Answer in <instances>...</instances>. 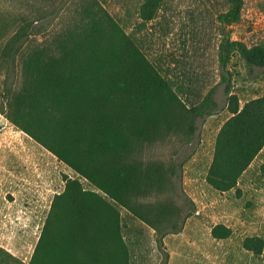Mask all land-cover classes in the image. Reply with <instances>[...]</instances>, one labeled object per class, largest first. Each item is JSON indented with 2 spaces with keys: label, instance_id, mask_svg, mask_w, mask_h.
<instances>
[{
  "label": "trees",
  "instance_id": "16d2710c",
  "mask_svg": "<svg viewBox=\"0 0 264 264\" xmlns=\"http://www.w3.org/2000/svg\"><path fill=\"white\" fill-rule=\"evenodd\" d=\"M164 1L142 0L130 34L128 14V19L117 20L101 2L88 0L75 10V21L65 33L47 42L35 40L59 17L55 9L16 23L2 44L0 61L6 74L0 113L90 186L65 180L63 192L51 202L29 264H126L118 208L152 224V211L135 204L162 179L168 181L170 193L180 180L175 167L162 173L159 165L144 166L139 160L142 145L172 130L191 137L196 121L212 115L215 103L211 91L200 102L182 100V85L142 51L138 36L157 18ZM222 1L226 9L218 21L227 28L240 20L243 1ZM236 57L264 76V46L224 38L218 51L220 68L226 69ZM225 94L230 117L218 131L206 177L220 193L236 187L264 147V96L240 107L228 88ZM168 214L160 209L156 216L167 220ZM179 229L178 224L169 225L158 234V243ZM212 236L226 237L217 228ZM244 247L262 253L260 241L253 245L247 240ZM0 253L22 264L1 248Z\"/></svg>",
  "mask_w": 264,
  "mask_h": 264
},
{
  "label": "rangeland",
  "instance_id": "374dc122",
  "mask_svg": "<svg viewBox=\"0 0 264 264\" xmlns=\"http://www.w3.org/2000/svg\"><path fill=\"white\" fill-rule=\"evenodd\" d=\"M87 1L0 0V54L16 23L59 9L55 22L35 36L38 43L47 42L71 27L75 10ZM98 1L117 20L130 17L132 24L126 31L132 33L142 0ZM242 1L240 20L224 28L218 21L226 9L222 0H165L157 18L138 36L148 59L177 86L182 85V100L200 102L211 91L215 105L212 115L196 121L191 137L172 130L142 145L139 160L144 166L159 165L162 173L175 167L180 180L170 193L168 181L162 179L135 204L152 211V224L118 208L126 264H264V147L234 189L220 193L206 182L216 136L230 117L225 89L236 96L240 107L264 96V76L259 70H248L237 57L226 69L219 65L224 38L248 47L264 46V0ZM5 67L0 61V89ZM66 179H78L90 189L84 179L0 113V248L20 263L29 264L51 202L63 192ZM160 209L169 213L167 220L156 216ZM177 224L180 229L164 234L160 245L158 234ZM214 228L226 237L214 238ZM247 240L253 245L260 241L262 253L247 250ZM1 258L0 264H17L5 254L0 253Z\"/></svg>",
  "mask_w": 264,
  "mask_h": 264
}]
</instances>
